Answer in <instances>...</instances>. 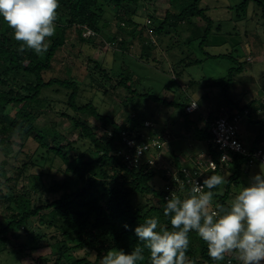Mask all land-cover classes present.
<instances>
[{"label":"trees","instance_id":"16d2710c","mask_svg":"<svg viewBox=\"0 0 264 264\" xmlns=\"http://www.w3.org/2000/svg\"><path fill=\"white\" fill-rule=\"evenodd\" d=\"M154 1L157 0H59L55 35L48 38L47 52L39 55L27 48L20 51L22 42L15 40L14 30L0 20V115L10 114L11 108L15 112L12 117L6 115V119L0 118V146L3 152H6L0 157V175L7 176V168L11 163L10 155L15 146L19 147V151H23L30 138L37 142L36 149L31 154L30 151L26 152L27 160L19 162L15 166L13 176L6 177V180L12 181L14 186L22 182L21 177L40 183L47 163L52 165L57 159L63 163L59 169L65 174L62 179L53 177L48 186L45 184L42 188L45 194L41 191L39 195H35L36 189L31 190V187L24 183L21 190L17 189L19 191L9 197L17 203L20 211L14 213L12 218L0 227V252L7 248L11 237L18 236L36 217L39 229L29 233L32 249L52 245L56 255L53 264H99L100 257L108 250L122 248L131 251L136 246H143L135 236L134 228L138 223H143L145 218L157 217L159 227L171 230L169 218L163 215L166 199L172 191L183 198L189 194L192 187L183 172L180 155L172 152L175 172L168 173V170H157V166L148 162L151 153H144L138 162L132 160L131 157L137 156V146H130L127 142L129 139H135L136 144L152 142L161 135V140L167 143L164 130L149 128L146 134L143 132L146 127L145 119L140 121L129 118L131 123L124 124L114 116L101 113L93 102H82L81 83L74 77L73 64L60 72L54 70V63L70 41L73 30L81 43L114 44L118 47L116 53H120L124 58L130 56L137 62L155 63L158 60V52H162L160 41L153 40L155 33L163 31L167 26L170 29L181 24L189 32L187 41L193 42L201 38L199 46L203 52L215 27V21L207 14V8L201 7L202 0H170L177 8L166 10L160 24L155 25L156 19L150 12H147L149 22L141 24L137 21V18H140L138 11L141 4H154ZM251 1L258 4L264 18V0H242L240 4L230 8L241 14L240 17L246 18ZM108 13H113L117 19L119 31L111 32V23L106 21ZM196 17H200L204 23L198 24ZM123 23L130 26L127 33L130 39L121 32L124 31ZM217 30H222L221 24L217 26ZM173 46L174 43L168 47L171 49ZM71 52L74 57H81L82 44L72 42ZM204 53L205 58L181 59L177 65L179 67L183 64V67L178 69L175 78L181 77L189 66L201 63L203 59H230L232 66L229 67L227 75L215 80L214 85L220 86L223 99L231 105L230 111L236 113L249 109V122L258 127L254 145L258 144L264 138V118L254 117V111L259 104L252 100L242 105L229 96V91L237 81V76L244 71L247 60H242L233 50L218 54H211L206 50ZM85 63L92 77L100 74L108 82L115 81L111 85L114 90L118 87L125 88L130 93L129 100L133 101L134 96L142 95L145 99L157 103L179 107L184 120L193 121L190 119L192 114L186 111L188 98L186 101L168 100L149 91L139 92L133 81L135 74L127 64L125 69L116 74L113 64L108 66L92 56H87ZM54 94L65 98L64 103L68 109L63 110L61 114L73 121L75 127L80 130L77 139L69 138L67 132L55 122L48 126L37 125L42 111L36 109H41L46 103H53ZM223 112H226L224 107L217 112H211L204 119V127H198L196 121H193L198 129V136L206 146L205 152H208L217 164L216 168L208 170L201 177L202 181L208 175L218 174L227 165L232 169L227 190L223 194L219 192V186L213 190L215 207L228 204L231 186L238 183L242 169L247 163V159L242 155L233 156L231 164L221 163L217 148L210 142V126L224 114ZM82 115L99 121L101 127L94 128L83 121ZM200 120L203 119L200 117ZM164 146L157 147V150L162 153ZM16 156L17 154L12 157ZM196 161L194 158L193 163ZM31 167H40V173H30ZM193 167L195 165L191 164L190 168ZM157 176L163 180V186L159 187L154 183ZM4 193L5 188L0 183V194ZM137 197L142 198L139 203H135ZM124 223L129 225L127 230L123 227ZM44 226L54 228L56 233H47ZM49 238L53 242H49ZM189 241L185 264H240L236 253H226L223 261L212 260L208 255L206 243L194 231L189 233ZM75 250H86V254L72 257V251ZM67 254L71 257H67ZM94 254L95 260L92 261L89 256ZM143 254L145 259L140 264H151L146 248Z\"/></svg>","mask_w":264,"mask_h":264},{"label":"rangeland","instance_id":"374dc122","mask_svg":"<svg viewBox=\"0 0 264 264\" xmlns=\"http://www.w3.org/2000/svg\"><path fill=\"white\" fill-rule=\"evenodd\" d=\"M191 2L192 0H186ZM242 0H202L201 7L207 8V14L215 21V27L212 34L209 36L207 47L203 50L200 49L199 43L201 38L193 42L187 41L189 32L183 25L177 27L165 28L163 31L155 33V40L160 41L161 53L158 52V60L154 63L150 61L137 62L133 57L124 58L120 53H116V45L101 44L91 45L81 43L78 39L76 32L73 30L72 35L69 37L70 41L67 42L58 60L55 61V72H60L66 66L73 64V74L81 83V100L82 102H93L103 114L114 116L119 122L130 124L129 118L138 119L142 121L145 119L144 133L147 134L149 128H157L164 130L168 142L165 144L163 152L157 158V170H170L175 172L174 157L175 152L178 155L189 157L191 161H182L183 166L190 167L195 160L200 159L205 152L206 146L201 138L198 136V129L193 121H196L198 127L205 126V120L211 112H217L220 108H225L224 114L229 115L231 105L225 102L221 93L220 86L214 85L215 80H218L227 75L229 67L232 66L230 59H213L209 58L201 63H196L189 66L182 74L177 77L178 69H182V65L178 67L180 60L184 57H190L192 60L205 58L204 51L211 54L226 53L231 50L235 55H238L242 60L246 59L244 71L237 76V81L234 83L229 91L230 99L240 102L242 105L250 103L252 100L258 105L264 99V18L261 16V9L255 1H251L248 7V15L246 18L240 17L241 14L236 10H232L230 6L240 4ZM177 2V0H176ZM150 3H142L138 11L140 18H137L141 24L148 23L149 17L147 12L153 13L156 19V26L165 17L166 10L175 9L176 5L170 0H157ZM114 10L116 8L113 7ZM156 9V11H154ZM108 13L106 21L111 23V32L119 31L118 21ZM198 24H203L204 21L200 17L195 18ZM124 24V25H123ZM124 31L121 32L127 35L130 26L123 23ZM221 24L222 30H217V26ZM231 32L232 34H228ZM119 33V32H118ZM203 33V30H202ZM121 37V36H120ZM78 42L82 44L83 54L81 57L76 58L71 52V43ZM163 43V44H162ZM173 48L169 49V45L173 44ZM134 49V48H133ZM164 50H168L165 52ZM118 51V50H117ZM92 56L98 60L103 61L106 65L113 64L116 74L126 68L127 64L134 72V85L141 93L152 92L158 94L168 100L181 99L186 101L188 98L189 104L193 101L198 103V108L191 113L190 119L193 121H185L180 113L179 107L167 106L162 103L154 102L153 100L145 99L144 96H134L131 101L128 98L130 93L122 87L117 89L112 88L113 82H108L100 74H95L94 77L89 72L86 66V57ZM180 69V70H181ZM54 102L46 103L41 109V116L37 121L38 126H48L51 122L57 123V126L67 132V135L72 140L77 139L80 130L75 127L73 121L64 117L61 112L68 109L67 104L64 103L65 98L60 94H54ZM52 104V106H50ZM73 113L72 111H70ZM14 109L11 108L10 114L0 115V118L6 119L12 117ZM7 115V116H6ZM200 117L203 120H200ZM255 118H259L254 115ZM83 121L87 122L94 128H100L99 121L87 115H82ZM146 122H150L153 126H147ZM243 139L248 143L249 139H254V131H258V127L252 125L249 119L244 118L241 124ZM252 133V134H251ZM0 157L6 153L1 149ZM37 147V142L30 138L23 151H19V147L15 146L14 152L10 155L11 163L7 168L8 174L6 177L13 176L15 166L27 160L28 154L33 153ZM5 150V149H4ZM7 151V150H6ZM16 157H12L16 155ZM42 162V161H41ZM63 166L61 160L57 159L54 164L47 163L44 170V176L40 183L32 182L30 179L21 177V183L14 186L12 181L8 182L5 176L0 175V183L5 188V193L0 194V227L12 218L14 213H18L20 209L17 203L10 200L16 191L21 190L23 184L31 187V190L37 191L39 195L42 191L45 194L43 186L49 185L53 177L62 179L64 173L60 171L59 167ZM14 167V169H13ZM230 166H225L218 175L225 177V183L219 186V192L223 194L228 188V177L231 172ZM50 168V170H49ZM262 167L260 165L244 166L242 174L238 183H233L231 186V194L228 203L233 199L234 195L239 191L243 185H247L253 175L260 172ZM40 167H31L30 173L39 174ZM157 186H163L164 182L160 176L154 179ZM37 184V185H36ZM19 189V190H17ZM34 192V191H31ZM54 197L55 195H49ZM142 198H136L135 203H139ZM215 207V205L213 204ZM45 213L47 211H44ZM49 212V210H48ZM38 217L33 218L22 229L18 236L11 237L7 248L0 252V264H53L56 255L54 254L55 248L48 244L40 248L32 249V242L29 233L32 230H38ZM43 230V229H42ZM44 230L51 234L56 233L52 227H45ZM30 231V232H29ZM49 242L53 240L48 239ZM71 256H84L86 250L72 251ZM67 254V257H71ZM92 261L95 260V254L89 256Z\"/></svg>","mask_w":264,"mask_h":264},{"label":"clouds","instance_id":"9594fccd","mask_svg":"<svg viewBox=\"0 0 264 264\" xmlns=\"http://www.w3.org/2000/svg\"><path fill=\"white\" fill-rule=\"evenodd\" d=\"M58 6L59 0H0V20L14 30L15 40L22 42L20 51L27 48L39 55L47 52L48 38L55 35ZM139 152L137 149V155ZM191 183L188 195L171 194L166 199L163 215L169 218L171 230L159 227L157 217L145 218L134 228L143 246L131 251L108 250L99 264H140L145 248L151 264H185L191 231L206 243L214 261H223L226 253H236L240 264H262L264 169L253 175L226 206H213V190L225 183L224 176L212 174L202 183ZM123 227L127 230L129 225L124 223Z\"/></svg>","mask_w":264,"mask_h":264},{"label":"built area","instance_id":"2783aa9c","mask_svg":"<svg viewBox=\"0 0 264 264\" xmlns=\"http://www.w3.org/2000/svg\"><path fill=\"white\" fill-rule=\"evenodd\" d=\"M191 104H196L195 108H192ZM198 108V103L193 101L187 107L186 111L188 113H193ZM230 113L222 114L217 119H215L210 126V133L212 135L210 142L219 152V160L224 164H231L233 156L242 155L247 159L245 166H254L260 165L264 169V138L254 145L253 143H246L243 139L242 133V121L244 118L248 119L250 115L249 109H245L242 112H227ZM254 115L264 118V99L258 105V108L255 109ZM147 126H153L152 123L146 122ZM130 146H137L139 154L137 156L131 157L135 162L140 161L141 156L144 153H151V157L148 160L152 161L151 165H156L157 158H159L160 152L157 150V147H163L166 144V141L161 140V135L158 136V139L153 140L152 142H144L136 144L135 139L127 140ZM235 142V143H234ZM130 156H128L129 158ZM195 167L191 169L190 167L183 166V172L188 177L190 181H198L202 183L201 177L206 174L210 169L216 168L217 164L212 159L210 154H205L203 157L198 159L193 163ZM170 170H168V173ZM176 175V174H175ZM171 194H174L172 191ZM168 195V197L170 196ZM167 197V198H168Z\"/></svg>","mask_w":264,"mask_h":264},{"label":"crops","instance_id":"0c3cea01","mask_svg":"<svg viewBox=\"0 0 264 264\" xmlns=\"http://www.w3.org/2000/svg\"><path fill=\"white\" fill-rule=\"evenodd\" d=\"M256 133H257V132L254 131V134H255V135H256ZM251 134H252V133H251ZM255 137H256V136H255ZM254 141H255V140L252 138V139H249L248 143L251 144V143H253ZM180 158L182 159V161H187V162H188V161H191L189 157L187 158V157L184 156V155H181Z\"/></svg>","mask_w":264,"mask_h":264}]
</instances>
